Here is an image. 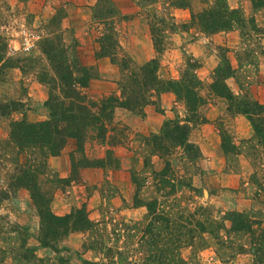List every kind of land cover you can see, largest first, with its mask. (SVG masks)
Returning a JSON list of instances; mask_svg holds the SVG:
<instances>
[{"label":"rangeland","instance_id":"rangeland-1","mask_svg":"<svg viewBox=\"0 0 264 264\" xmlns=\"http://www.w3.org/2000/svg\"><path fill=\"white\" fill-rule=\"evenodd\" d=\"M217 1L0 0V264H62L64 259L67 264L84 259L256 264L250 233L234 230L227 217L245 212L264 221V7H255L253 0H225L243 22L209 35L192 18ZM90 7L94 32V25L81 22L80 10ZM23 31L36 35L31 50L21 46ZM146 35L153 42L152 59L160 63L159 79L181 80L197 70L203 81L206 122L191 124L188 135L197 151L170 146L160 153L156 145L162 142L155 138L160 135L147 136L136 145L133 169L123 170L120 145L112 148L108 141L122 143L129 133L115 126V115L108 122L103 117L102 123H108L103 131L97 126L85 131L81 144L66 138L56 156L48 148L13 140L17 121H47L53 110L67 125L62 111L71 102L86 105L84 121L89 111L110 107L105 100L116 95L92 99L83 94L82 85L99 75L100 58L108 57L121 70L122 93L135 90L134 75L152 60H137L146 51ZM225 58L233 72L226 83L238 102L263 105L252 108L259 133L247 115L229 111V102L210 92L213 72ZM137 88L138 100L155 101L161 110L156 94L150 97L151 88ZM174 96L177 104L163 125L169 120L186 124V105ZM144 101L140 115L152 105ZM37 193L58 216L85 209L92 226L61 237L55 244L59 252L43 245Z\"/></svg>","mask_w":264,"mask_h":264},{"label":"trees","instance_id":"trees-1","mask_svg":"<svg viewBox=\"0 0 264 264\" xmlns=\"http://www.w3.org/2000/svg\"><path fill=\"white\" fill-rule=\"evenodd\" d=\"M224 1L225 0H218L212 9L194 15L192 18L193 23L198 25L204 33L212 35L221 31L230 30L234 23L243 22L240 12L236 9L228 8ZM253 4L255 7H264V0H253ZM152 39L157 53L160 54V44L158 43L159 41L155 30H152ZM224 60V65H219L213 72L211 77L213 82L208 85L210 92L218 97L226 99L230 104L228 107L229 111L232 112L233 109H237V111L247 115L252 122L254 130L259 133L261 129L256 125L255 120L252 119V108L254 107L260 110L263 108V105L256 100L250 101L249 99L238 102L226 83L227 78L233 74V72H231L232 65L229 59L225 58ZM159 67L160 63L158 58L152 59L143 66L140 75H134L135 77L131 82L135 85V90L131 88L129 93H127V90H124L120 97L111 96L107 98L105 102L111 103L110 107H103L102 110L97 111L96 114H91L89 111L87 121H84V118L81 116V114H85V112L88 111L86 105L83 103L76 105L71 102L69 107L62 111V114H64L63 120L67 125L64 126L61 124V120L53 110L50 120L47 121L40 123H30L26 120L17 121L15 123V131L12 138L19 145L26 142L30 147L40 149L48 148L52 155H59L66 145V138H73L80 144L85 142L84 132H87L90 128H94L95 126H97L100 131H103L108 125V116L112 120L116 109L119 107L133 112L137 111L139 114H142L139 104L140 101H144V97L138 100L137 95H140L141 91L137 87L144 86V88L149 91L151 88L152 93H150V97H154L155 93L158 102L163 93L173 92L178 101H182L186 105V124H181L179 120H169L165 122L161 129L160 136L155 137L157 141L160 140V142L165 144L163 146L162 143L156 145L158 151L160 152V150L165 149L164 151L169 152L170 146L182 147L189 153H192L194 149L197 151L195 146L189 142L188 135L191 124L196 125L206 122L201 112L202 107L207 104V98L202 94V89L204 88L203 81L198 77L197 70L192 73L187 71L185 79H170L168 81H163L158 77ZM190 67V69L196 68L195 65H191ZM225 70H227V72ZM66 80L69 79L66 78ZM86 85L85 83L82 86L85 87ZM149 103L152 105L158 104L155 101L143 102V104L146 105ZM104 109L110 110L108 113H102ZM103 117L107 120L105 124L102 123ZM108 144L113 148L115 145L121 144V142H117L116 144L108 141ZM160 153H162V151ZM33 197L39 210L42 223L40 242L57 252H59V250L55 244L61 237L73 231L89 229L90 226H92L90 219L87 218V216L85 217V209H79L66 216H58L53 213L49 200H44L38 193ZM38 201H44L42 202L44 205L41 206L39 203L37 204ZM227 218L233 223L234 230L250 233L252 244L254 245L253 251L256 257V264H260L262 259H264V221L254 220L245 212H234L229 214ZM61 263L67 264L69 261L64 259ZM80 264L103 263L84 259Z\"/></svg>","mask_w":264,"mask_h":264},{"label":"crops","instance_id":"crops-1","mask_svg":"<svg viewBox=\"0 0 264 264\" xmlns=\"http://www.w3.org/2000/svg\"><path fill=\"white\" fill-rule=\"evenodd\" d=\"M89 6H94L89 3ZM91 7L84 8L81 11L82 23L86 25V23L90 22L91 24ZM95 25L92 26L93 32L95 31ZM143 40H145L143 46L146 48V51L143 52L142 56L137 60H142V57L145 58L143 62L149 61L154 58V49L153 42L150 39V36L146 35ZM127 49V47H125ZM99 65V75L97 77L91 78L89 84L83 87V94L89 96L92 99L104 98L111 95H116L118 97L121 96V80L123 74L121 70L114 65L108 57L100 58L96 60ZM176 98L172 93H164L161 95L160 105L161 110H157V108L153 105H148L144 107V114L140 115L136 112L127 110L125 108H117L115 112V126L122 125L128 130V137L119 144V154L123 159L121 163L122 169H133L134 167V152L136 151V145L141 142V139L151 135H160L162 125L165 119L170 118L173 112L172 107L176 105ZM204 108V109H203ZM208 108L204 105L201 109V112ZM203 110V111H202ZM111 134V132H110ZM108 134V135H110ZM140 140V141H139ZM64 158V156H63ZM60 159V158H57ZM56 159V160H57ZM62 159V157H61ZM60 159V160H61ZM125 161V164H124ZM57 162V161H55ZM68 162L65 163V166H68ZM56 166V165H55ZM68 169V168H67ZM88 170V169H87ZM121 170V171H123ZM128 170V171H129ZM89 171V170H88Z\"/></svg>","mask_w":264,"mask_h":264},{"label":"built area","instance_id":"built-area-1","mask_svg":"<svg viewBox=\"0 0 264 264\" xmlns=\"http://www.w3.org/2000/svg\"><path fill=\"white\" fill-rule=\"evenodd\" d=\"M36 40V35L32 32L23 31V42L22 47H24L25 50H31L35 46L34 41ZM13 50V49H12ZM14 52V51H11Z\"/></svg>","mask_w":264,"mask_h":264}]
</instances>
